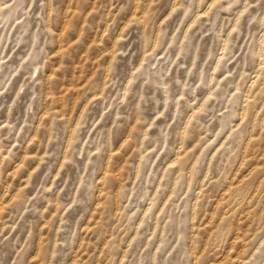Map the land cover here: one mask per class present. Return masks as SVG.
Segmentation results:
<instances>
[{
    "label": "rangeland",
    "instance_id": "1",
    "mask_svg": "<svg viewBox=\"0 0 264 264\" xmlns=\"http://www.w3.org/2000/svg\"><path fill=\"white\" fill-rule=\"evenodd\" d=\"M262 55L264 0H0V264H264Z\"/></svg>",
    "mask_w": 264,
    "mask_h": 264
},
{
    "label": "bare ground",
    "instance_id": "2",
    "mask_svg": "<svg viewBox=\"0 0 264 264\" xmlns=\"http://www.w3.org/2000/svg\"><path fill=\"white\" fill-rule=\"evenodd\" d=\"M259 55H261V53H259ZM259 57H260V56H259ZM261 57L263 58L264 56L262 55ZM261 57H260V59H261ZM260 59H259V60H260ZM262 61H263V60H262ZM262 61H261V62H262ZM259 65H260V64H259ZM261 85H262V84H261ZM246 97H247V95H246ZM244 100H245V99H244ZM245 101H246V100H245ZM250 137H251V136H250ZM245 145H246V144H245ZM251 147H253V146L250 145V148H251ZM244 148H245V147H244ZM251 149H252V148H251ZM244 150H245V149H244ZM247 152H248V151H247ZM249 152H250V150H249ZM242 155H243V154H242ZM236 200H237V199H236ZM237 201H239V200H237ZM240 201H241V200H240ZM240 201H239V202H240ZM240 236H241V235H240ZM241 237H242V236H241ZM243 242H244V241H243ZM231 244H232V243H231ZM230 248H231V247H230ZM241 251H242V250H241ZM241 251H240V252H241ZM239 259H240V256H239ZM238 261H239V260H238ZM238 261H237V262H238ZM240 262H241V259H240ZM238 263H239V262H238ZM238 263H236V264H238Z\"/></svg>",
    "mask_w": 264,
    "mask_h": 264
}]
</instances>
